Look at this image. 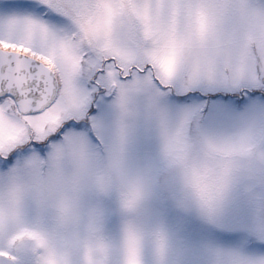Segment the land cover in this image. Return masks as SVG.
<instances>
[{
    "label": "snow or ice",
    "instance_id": "obj_1",
    "mask_svg": "<svg viewBox=\"0 0 264 264\" xmlns=\"http://www.w3.org/2000/svg\"><path fill=\"white\" fill-rule=\"evenodd\" d=\"M0 264H264V0H0Z\"/></svg>",
    "mask_w": 264,
    "mask_h": 264
}]
</instances>
